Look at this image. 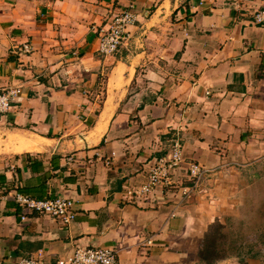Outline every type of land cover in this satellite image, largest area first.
I'll use <instances>...</instances> for the list:
<instances>
[{
  "label": "crops",
  "instance_id": "0c3cea01",
  "mask_svg": "<svg viewBox=\"0 0 264 264\" xmlns=\"http://www.w3.org/2000/svg\"><path fill=\"white\" fill-rule=\"evenodd\" d=\"M264 0H0V264H58L112 248L119 264H204L209 227L229 211L232 180L264 172ZM130 7L137 23L115 55L101 27ZM31 43L26 55L20 49ZM180 137L202 187L134 193ZM18 195L74 200L77 217L28 214ZM150 242V243H149ZM216 264H264L256 256Z\"/></svg>",
  "mask_w": 264,
  "mask_h": 264
},
{
  "label": "built area",
  "instance_id": "2783aa9c",
  "mask_svg": "<svg viewBox=\"0 0 264 264\" xmlns=\"http://www.w3.org/2000/svg\"><path fill=\"white\" fill-rule=\"evenodd\" d=\"M138 21L133 7L115 16L111 22L98 31V52L101 55H115L128 38V30ZM256 25H264V6L256 12L253 19ZM21 53L29 55L33 48L31 43L22 45ZM21 96L20 88L0 89V114L9 111L12 104L17 103ZM183 144L180 137L174 139L167 155L155 160L151 166L147 181L134 193L138 197L153 194L158 188L174 189L179 186L183 199H189L202 187L209 170L196 162L187 164L188 186H181L174 178V171L184 164ZM24 214L22 220L28 219V214H38L54 218L68 226L76 219L78 213L74 200L64 197L36 199L26 195H18ZM150 243V242H149ZM21 264H45L43 258L33 257ZM58 264H119L118 251L112 248H77L70 257L62 259Z\"/></svg>",
  "mask_w": 264,
  "mask_h": 264
},
{
  "label": "rangeland",
  "instance_id": "374dc122",
  "mask_svg": "<svg viewBox=\"0 0 264 264\" xmlns=\"http://www.w3.org/2000/svg\"><path fill=\"white\" fill-rule=\"evenodd\" d=\"M254 173L247 185L232 180L229 211L218 221L223 225L221 236L213 233L227 258L243 261L264 250V172L259 177Z\"/></svg>",
  "mask_w": 264,
  "mask_h": 264
},
{
  "label": "trees",
  "instance_id": "16d2710c",
  "mask_svg": "<svg viewBox=\"0 0 264 264\" xmlns=\"http://www.w3.org/2000/svg\"><path fill=\"white\" fill-rule=\"evenodd\" d=\"M0 183L4 184V176L2 175H0ZM222 229L223 225L219 222H215L209 227L199 252L202 263L216 264L228 257L226 254H221L220 251L222 249L220 247V243L218 242V237L213 235V233H217L221 236Z\"/></svg>",
  "mask_w": 264,
  "mask_h": 264
}]
</instances>
